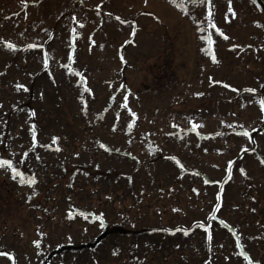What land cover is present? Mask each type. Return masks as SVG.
I'll return each instance as SVG.
<instances>
[{
	"label": "rangeland",
	"instance_id": "374dc122",
	"mask_svg": "<svg viewBox=\"0 0 264 264\" xmlns=\"http://www.w3.org/2000/svg\"><path fill=\"white\" fill-rule=\"evenodd\" d=\"M77 1L81 0H0V85L6 81L10 83L1 89L8 98L11 96V100H6L0 90L3 96L0 100V148L3 150L0 159H10L14 165L34 163L39 160L36 156H40V159L56 158V161L67 163L73 155L70 150L81 145L84 151H89L81 163L89 165L94 173L90 178L82 175L86 179L77 185L87 187L88 182L96 183L107 193L112 188L114 194L124 195L121 198L128 202L118 204L105 197L103 203L94 197L85 200L78 187L69 186L72 177H65L62 182L52 177L44 180L49 188L47 196L56 204L51 209L49 199L46 198V202L42 198L44 194L41 193V199L33 198L36 184H21L20 180L13 179L11 169L0 168V264H13V260L17 264H45L47 256L64 243L79 246L83 241H93L100 232L98 224L87 229L88 225L81 224L83 220L73 214L67 215L72 209L95 210L103 213L111 223L119 222L122 227L138 229V233L123 235L117 245L115 240H105L93 252H64V256L51 259L50 264H118L119 257L127 258L128 262L126 254L131 251L133 241L139 248L137 251L142 259L136 262L140 264H153V257L143 259L146 250L151 251L147 256H154L155 263L159 262V251L167 250L172 264H205L207 243L199 236L202 233L207 236L208 230L197 227L193 229L195 234L192 230L188 232L192 238L190 245H184L186 257L180 246L150 248L159 240L165 243L162 238L170 242L177 239L178 233L185 234L182 228L166 234L163 231L162 237H153L148 232L163 224L172 223L171 227L184 221L191 227L197 220L206 219L208 213L202 208L205 209L209 201L217 200L213 197L217 193H220L223 215L233 222L232 226H242L241 221L247 220V216L252 220L260 217V222L264 223V211L257 216L249 211L238 221L230 204L239 202L242 195L245 201L247 194L253 198L251 187L259 186V195H264V163H261V159L264 160V130L255 137L256 153L248 150L255 144L252 142L255 138L243 135L247 130L254 132L264 123V111L259 104V100L264 99V62L260 56L263 53L259 52L264 41V14L257 13L258 9L249 0H231L230 3L217 0L213 12H210V2L214 0H83L85 5L80 7ZM177 4L183 7L193 4L195 11L192 13H199L202 18H207V6L210 13L207 19L212 22L211 26L215 25L209 35L217 65L211 72V65L203 57L208 55L205 53L210 45L203 44L208 50L201 55L196 46V27L188 20L192 16L177 11ZM25 8L31 11L29 15H23ZM231 9L240 16L238 21V17L233 19L229 13ZM227 14L229 20L233 19L229 25L225 23ZM260 22L263 25L260 26ZM82 23L84 26L77 28ZM54 24L55 28H51ZM217 28L226 33L229 30L233 36L226 42ZM78 34L82 37L78 38ZM4 42H11L16 48L9 49ZM32 44L37 47H29ZM143 58L152 59L147 63ZM156 64L155 69L151 68ZM209 72L213 85L204 80ZM21 85L23 87H19ZM249 88L256 92L246 91ZM125 96L127 107L124 106ZM195 117L197 123L208 118L203 131L209 139H215L216 131H224L221 137L224 144L212 143L206 147L193 144L190 147L194 149H186L185 139L176 137V132L181 130L176 126L185 125V120ZM129 120H134L137 129L125 138ZM242 136L245 139L238 141ZM232 137L237 139H234L237 144L232 142L234 144L229 146ZM149 140H156L158 146L164 147H160V151L149 147L151 151L138 156L147 161L156 159L151 163L154 165L147 168V161L137 163L129 154H139L138 148H147L151 144ZM57 147L65 151L59 153L55 151ZM207 149L215 151L207 153ZM159 152L163 154L157 158ZM246 152L250 153L240 165H229L237 154ZM205 154L209 156L207 159ZM229 166L230 172L227 171ZM227 173V181L222 183ZM109 174L115 175L114 181ZM162 186L168 197L158 196ZM195 187L196 194L190 199L184 195ZM202 190L206 196L197 194ZM200 196L203 197L200 204H205L199 210L187 206V200L200 205ZM143 197L146 208L138 209L144 202ZM173 197H179L177 205L184 207L183 217L174 215L177 208L170 202ZM42 204L45 207L41 209ZM157 204L164 205L162 208L168 213L160 215L158 210L154 213ZM247 204L259 205L256 201ZM35 206L38 211L34 210ZM70 217L72 224L66 221ZM257 223L258 220L251 225ZM254 230L251 237L264 233L255 227ZM239 231L244 232L241 228ZM221 234L217 242L223 240ZM235 241L246 246L244 253L249 245L254 247L248 239ZM218 245L214 249V261L228 264ZM111 246L119 248L115 262L109 260L113 254ZM234 258L241 262L237 256ZM232 264L239 263L232 261Z\"/></svg>",
	"mask_w": 264,
	"mask_h": 264
},
{
	"label": "trees",
	"instance_id": "16d2710c",
	"mask_svg": "<svg viewBox=\"0 0 264 264\" xmlns=\"http://www.w3.org/2000/svg\"><path fill=\"white\" fill-rule=\"evenodd\" d=\"M257 191H258V193H257V195L256 196H254L255 198H253L255 201L256 200H258V201H262V203H264V195L263 194H261V196L259 195V193H260V191H261V189L260 188H258L257 189ZM250 197V196H249ZM248 200V199H247ZM250 201V200H249ZM243 205H245L244 204V202H243ZM236 206L238 207L239 206V204H236ZM248 207H250V206H248ZM245 208V207H244ZM253 208V207H252ZM260 211H264V208H263V206H261L260 208H259V211H258V214H259V212ZM234 212L235 213H238L237 211H235L234 210ZM245 216H247V215H244V216H238L237 218H238V220L240 221V220H243L244 218H245ZM254 216H257V215H254ZM256 220H258V222L259 223H257L256 225L255 224H253V225H251L253 222H255ZM262 221V220H261ZM252 226H253V228H252ZM254 227L258 230V229H262V230H264V223L263 222H260V217H256V219L255 220H252L251 218H248V216H247V220H245V222L244 223H242V226H240V228H241V230H243L244 232H242V233H244V234H246L247 232V234L246 235H249L250 236V233L251 232H256V230H254ZM232 232H234V234L236 235V238H233V239H231L232 240V243H233V245L235 246H233L232 247V245L230 244L231 242H229V243H227L226 242V240H221V242H218L217 244H219L218 245V247L220 246L221 247V250L220 251H222L223 250V255H222V257L225 259H227V263L228 264H232V261H236V262H238L239 264H249V261H251V264H264V237H261L259 240H257V238H254V237H252V238H254L253 239V241L254 240H256L257 242H255L254 243V247L251 249V251H249V252H246V254H247V257H242L241 258V253H243L244 251L243 250H245L246 249V247H244L242 244H237V242L236 241H234V240H240L237 236H239V233L241 232V231H239V229H238V227H232ZM224 235V237H227L228 235H226V234H221V236H223ZM224 237H223V239H224ZM213 238H215L216 239V237H215V235H213ZM229 238V237H228ZM253 241H251V242H253ZM212 242V243H211ZM194 243H196V244H198L197 243V241L196 240H194ZM207 243H211L210 244V246L209 247H207V248H205L206 250H207V255L206 256H215V254H216V252L214 251V246H213V241H209V242H207ZM167 244V243H166ZM230 244V250H228L227 249V245H229ZM226 245V248L224 249V246ZM238 248H239V250H238ZM237 249V250H236ZM234 251V252H236L238 255H239V259H240V261L241 262H239V261H237L233 256H231L232 255V251ZM248 250H249V248H248ZM146 252V256L147 255H151L150 254V252L151 251H148V250H146L145 251ZM122 253V252H121ZM119 254H120V252H115V253H113V255L112 256H109L110 257V261H114L115 262V259H114V257H116V256H119ZM126 255H129L131 258H129L128 259V262H126L127 260V258H123V257H119V258H117L116 260L118 261V264H136V262H135V259H134V257L133 256H131V252L129 251ZM122 258V259H121ZM113 262V263H114ZM125 262V263H124ZM223 263V262H222ZM97 264V263H96ZM110 264V263H109Z\"/></svg>",
	"mask_w": 264,
	"mask_h": 264
},
{
	"label": "snow or ice",
	"instance_id": "6c2138e0",
	"mask_svg": "<svg viewBox=\"0 0 264 264\" xmlns=\"http://www.w3.org/2000/svg\"><path fill=\"white\" fill-rule=\"evenodd\" d=\"M174 2H175V0H174ZM230 2H231V0H229V3ZM117 19H120V18L117 17ZM213 27H215V25H213ZM216 31L219 32L220 30L217 28ZM220 35L223 36V33L220 32ZM206 39H207V42H208L209 45H211L213 43L211 35L207 36ZM4 45L6 47H8L9 49H13V50L16 48V45L11 43V42H4ZM29 47L35 48V47H37V45L32 44V45H29ZM121 59H123V57H121ZM213 60L215 61V56H213ZM226 86L230 87L229 85H226ZM19 87H23V86L21 85ZM246 91H248L250 93H255L256 89L249 88V89H246ZM259 104H260L261 110L264 111V99H260L259 100ZM124 106L127 107V96L124 97ZM132 115L135 116V113H133ZM243 135L249 136V133L245 131L243 133ZM55 139H58V138H54V140ZM173 159H175V158L173 157ZM177 163H179V162L177 161ZM231 163L232 162L230 161L229 165H231ZM261 163H264V160H261ZM0 168H9V169H11V172L13 173V179H15V178H17V176H19L21 184H24L25 182H27L28 184H34L35 183V178L34 177L32 179L26 181L25 178H24V174L19 172L18 169L13 166V162L10 159H0ZM230 171H231V168L229 167V172ZM241 171L243 172V169H241ZM201 227H203V225H201ZM182 231H184L185 234H187V230H182ZM209 238H211V237L209 236ZM36 243H37V245H39V241H36ZM2 254L6 255V256H10L11 255L9 253H2ZM13 264H14V260H13ZM249 264H251V261H249Z\"/></svg>",
	"mask_w": 264,
	"mask_h": 264
},
{
	"label": "flooded vegetation",
	"instance_id": "af4514ba",
	"mask_svg": "<svg viewBox=\"0 0 264 264\" xmlns=\"http://www.w3.org/2000/svg\"><path fill=\"white\" fill-rule=\"evenodd\" d=\"M250 1L254 4L256 9H258L257 13L264 14V0H250ZM259 51L263 53V55H261V58L262 61L264 62V41L261 43Z\"/></svg>",
	"mask_w": 264,
	"mask_h": 264
}]
</instances>
